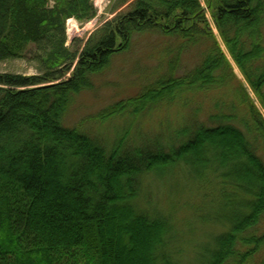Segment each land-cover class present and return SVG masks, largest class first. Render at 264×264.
I'll return each instance as SVG.
<instances>
[{"label":"trees","instance_id":"trees-1","mask_svg":"<svg viewBox=\"0 0 264 264\" xmlns=\"http://www.w3.org/2000/svg\"><path fill=\"white\" fill-rule=\"evenodd\" d=\"M205 2L264 104V0ZM110 13L86 42L68 45V20L96 18L95 0H0V64L24 61L34 70L0 71V264H183L173 220L137 206L152 174L172 179L183 168L213 196L211 206L220 191L221 205L231 206L202 264H256L264 249V117L209 30L202 1L114 0ZM147 33L175 40L167 70L94 119L179 107L198 120L169 130L168 142L132 145L129 130L103 144L66 126L75 96L94 90L113 57ZM201 38L213 46L182 74V49ZM231 88L235 102L213 104V93ZM199 96L211 106L202 108Z\"/></svg>","mask_w":264,"mask_h":264},{"label":"rangeland","instance_id":"rangeland-1","mask_svg":"<svg viewBox=\"0 0 264 264\" xmlns=\"http://www.w3.org/2000/svg\"><path fill=\"white\" fill-rule=\"evenodd\" d=\"M113 1L95 0L98 15L89 22L80 23L75 19L68 20V45H72L75 39L86 42L99 26L112 18L113 14L110 11ZM201 1L206 9L209 30L214 34L216 41L231 63L233 72L242 87L247 90L264 117V104L255 94L232 57L205 0ZM169 46L174 52L177 46L174 39L168 37L165 40L158 34L148 33L139 36L128 51L114 56L111 65L102 74L95 77L94 90H85L75 96L64 117V124L70 127L80 126L103 144L106 141L112 143L117 137H121L126 130H129V139L128 137L127 139L132 145L155 140L168 142L172 137L169 130L197 121L198 118L193 117L192 109L186 107H184L186 109L173 107L164 113H161V111L166 110L165 108H158L155 110L160 111V113L151 110L138 117L127 119L118 117L105 123H99L94 119L98 113L109 105L136 96L149 81L159 77L161 72H165L167 70L165 69L166 63L172 56L170 50L165 51ZM212 46L213 40L211 38H201V41L188 49L183 48L181 51L180 72L188 74L193 68L200 65L207 54V49ZM263 61L255 63L254 66L263 64ZM3 70L28 74L34 72L24 61L0 64V71ZM69 76L71 74H68ZM226 90L223 93L215 92L212 94L213 104L215 100H221V98L225 101H236L238 91L235 88ZM208 99H205L203 103L200 96L197 98L198 101H201L202 108L205 109L211 106ZM240 107L245 109L243 104H240ZM173 175L176 178L169 179L167 175L152 174L144 186L143 194L139 199L140 203L138 202L137 206L142 211L145 209L157 210L168 215L173 220L176 235H178L174 246L177 249L179 248L178 253H176L179 256V261L183 264H202L213 248L214 239L226 229L227 223L224 212L228 214L231 206L221 205V191L220 193L217 192L215 205L211 206L213 196H207L206 191L200 189L193 181L188 180L184 168L183 171L178 169ZM209 193L211 194V192ZM233 200L238 201V198L234 197ZM223 203L225 202L223 201ZM71 259L73 260V258ZM65 260H67V257L64 258ZM254 260L256 264H264V249L254 257Z\"/></svg>","mask_w":264,"mask_h":264}]
</instances>
